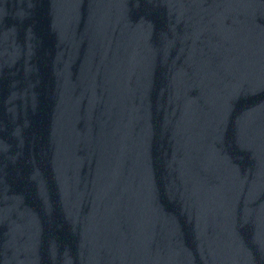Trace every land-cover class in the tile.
<instances>
[{"label": "water", "instance_id": "obj_1", "mask_svg": "<svg viewBox=\"0 0 264 264\" xmlns=\"http://www.w3.org/2000/svg\"><path fill=\"white\" fill-rule=\"evenodd\" d=\"M0 264H264V0H0Z\"/></svg>", "mask_w": 264, "mask_h": 264}]
</instances>
